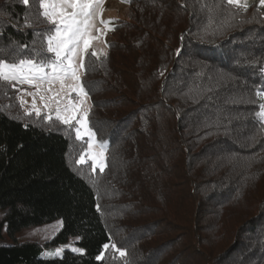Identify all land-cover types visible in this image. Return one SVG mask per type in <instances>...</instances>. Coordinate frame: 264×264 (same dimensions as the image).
I'll use <instances>...</instances> for the list:
<instances>
[{
	"label": "trees",
	"instance_id": "trees-1",
	"mask_svg": "<svg viewBox=\"0 0 264 264\" xmlns=\"http://www.w3.org/2000/svg\"><path fill=\"white\" fill-rule=\"evenodd\" d=\"M30 4L0 0V58L43 51L34 33L54 26L38 0ZM258 5L126 0L128 18L116 22L104 57L87 55L81 80L89 128L107 155L103 171L77 163L87 141L72 127L27 114L18 86L0 82V210L9 238L0 233V264H264ZM59 220L62 230L45 245L16 240ZM71 240L82 252L46 255Z\"/></svg>",
	"mask_w": 264,
	"mask_h": 264
},
{
	"label": "snow or ice",
	"instance_id": "snow-or-ice-1",
	"mask_svg": "<svg viewBox=\"0 0 264 264\" xmlns=\"http://www.w3.org/2000/svg\"><path fill=\"white\" fill-rule=\"evenodd\" d=\"M21 2L26 7H31L30 0H21ZM103 3L104 0H38L39 15L54 26L45 33H34L42 37L43 51L33 48L31 55H21L12 60L0 58V82H6L13 88L28 84L37 89L36 93H25L24 89H18L33 97L31 108L37 115L40 114V109L36 105V95L40 94V89L44 85L49 86L47 91L52 92V95L49 97L40 94V99L45 102L46 108L49 107L50 101L56 106L55 119L72 127L77 140H83L85 136L89 138L85 154L80 156L77 163H84L85 155H88L93 159V170L97 166L93 152L95 133L89 128V110L87 108L81 110L72 100L62 104L64 97L61 94L66 96L71 92H78L83 97L88 95L82 86L80 76L81 71L86 70L84 58L88 55L92 41L98 38L94 32L99 31L96 21L104 11ZM226 3L244 11L249 6L247 0H226ZM258 7H264V0H259ZM100 23L107 29L111 22L100 20ZM25 26L32 27L28 17L25 18ZM20 47L27 48L28 45ZM91 55L95 57L97 52L92 51ZM55 84L60 85L59 90L52 88ZM256 95L262 101L256 115L264 120V91L258 90ZM20 103L23 105L27 102L21 98ZM79 103L82 105L84 100L81 99ZM26 112L29 115L32 114L27 109ZM46 119L52 120V114L49 113ZM73 121L76 126H73ZM100 170L103 171V168L101 167ZM108 247L109 245H104L105 249ZM112 247L119 252L120 256L126 255L124 250L116 248L114 244ZM60 251L62 249L58 250L57 254ZM72 251L82 252L78 248H72ZM101 258L102 256L98 257V259Z\"/></svg>",
	"mask_w": 264,
	"mask_h": 264
},
{
	"label": "rangeland",
	"instance_id": "rangeland-1",
	"mask_svg": "<svg viewBox=\"0 0 264 264\" xmlns=\"http://www.w3.org/2000/svg\"><path fill=\"white\" fill-rule=\"evenodd\" d=\"M255 3H259V0H247L248 5L255 4ZM102 7H103L104 11L102 12V15L99 17V19L96 21L97 29H99V31L94 32V35H96L98 38L96 40L92 41V45L88 50V54L92 53V51H96L97 52L96 57H98L99 59L104 57L108 52V47H107L108 41H109V39L111 40V38L113 37L111 34V31H113V28H114L116 22L121 21V20H125L126 18H128L129 14H130V11L126 7V0H104ZM100 20L110 21L111 23L108 25V28L106 29L105 26L100 23ZM109 29H111V30H109ZM114 39L116 40V37H114ZM86 57L84 59H86ZM84 63H85V60H84ZM83 72H84V70L81 71V76H80L81 80H82ZM17 86H18L17 87L18 89H24L25 93L26 92L36 93L37 92V89L35 87H30L28 84H22V85H17ZM48 87H49L48 85H44L40 89V94H43V95L50 97L52 95V92L47 91ZM52 88L54 90H59L60 85L55 84L52 86ZM25 93L20 92V99L22 98L23 100H25L27 102V103L21 105L22 108L24 109V112L27 109V110L31 111L32 115H35L36 117L41 116V115L47 117V115L49 113H51L53 118H55L56 106L53 103H51V101L49 102V107L46 108L44 106L45 102L40 99V94H37L36 98H35L36 99V105H37V108L40 109V114L37 115L36 112L34 110H32V108H31L33 97L30 95H26ZM61 95L64 97L62 104L67 103L68 100H72L81 110H83L84 108H87L88 110L91 109V101H90V98H88V96L83 97L78 92H71L70 94H68L66 96L63 93ZM81 99L84 100V103L82 105L79 103ZM244 121L245 120H243V122ZM73 123H74V121H73ZM252 128L253 127H251L250 129H247L248 132H251ZM260 137L263 138V136H261V135L258 136L257 142H255V143H259V141L261 140ZM84 139L86 141H88L89 138L87 136H85ZM103 147L104 146L101 144V142H99L97 140V138L95 136L94 137L93 152L95 153V156H96L95 162H96L97 166L95 167L94 171H101L100 170L101 167L103 168V170L106 168L107 155H106V151ZM262 147L264 148L263 144H262ZM101 154H102V156H101ZM86 161L91 162L92 166H93V159L90 156L85 155V162ZM228 212L230 213L231 211L229 210ZM3 216H4V212H2L0 210V233H1L2 242L3 241L5 242V241H8L9 238L7 237V234H6V230H5L6 226H4V217ZM60 222H62V221L59 220V221H55L51 224H48V225H45L42 227L23 230L17 234L16 240L18 242H23V241L30 242L31 241V242L39 243L41 245H45L46 243L53 240L54 237L56 238V235L62 230L63 225ZM74 242H75L74 240H71L70 245L62 246L59 248L49 250L46 252V255L47 256H55L57 254L58 250L62 249V251L59 252V254H60L61 252H63L66 249L77 248L74 246ZM222 247L223 246L216 247L215 250L219 251L222 249ZM208 249L210 251H212L213 247L210 246ZM76 253H80V252H76ZM59 254H57V255H59Z\"/></svg>",
	"mask_w": 264,
	"mask_h": 264
}]
</instances>
